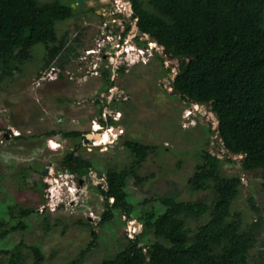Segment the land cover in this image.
I'll list each match as a JSON object with an SVG mask.
<instances>
[{
    "label": "rangeland",
    "instance_id": "obj_1",
    "mask_svg": "<svg viewBox=\"0 0 264 264\" xmlns=\"http://www.w3.org/2000/svg\"><path fill=\"white\" fill-rule=\"evenodd\" d=\"M60 1L69 3L75 13L70 19L59 21L56 25L59 36L65 35L67 39L61 54L50 63V67L43 68L45 48L42 44H36L31 52L33 58L23 65L21 72L0 77L2 201L5 203L14 198L23 201L24 194L28 198H37L41 191L43 197L37 210L24 219L27 224L25 229H16L0 239V264H8L12 253L18 251L23 258L19 264H33L28 247L35 244L43 250L46 258L43 264H68L83 248H87V252L80 264H101L105 257L113 256L120 248L122 231L140 230L141 222L135 214L130 215V219L116 214L107 224L99 222L104 204L97 186L106 187V166L116 165L122 169L131 158L122 146L125 138L156 146L139 169L145 180L141 184H136L132 176L126 180L128 199L135 205L136 212L147 209L161 211L163 206L156 200L161 194L175 193L182 199L190 196L209 199L207 191L192 193L186 179L200 161L199 154L203 147L207 150L222 147L215 131L217 119L209 105L194 107L171 91L172 76L175 74L172 68L175 71L178 69L176 58L169 59L167 71L163 62L165 58L156 56L148 65L135 64L129 71L110 72L106 78H103L101 71L99 75L88 72L87 64L92 59L90 55L100 37L102 14L104 9L108 11L112 8V0H83L75 6L73 3L76 0ZM114 2L118 8L125 5L124 0ZM130 30L131 27L125 34L134 32ZM52 67L54 71L50 73ZM100 68L107 69L105 64ZM112 74H116L112 78L113 85L119 88L114 93L109 89L112 85L106 86ZM41 76L45 78L41 79ZM106 107L111 110L110 115L106 113L107 119L114 120L116 117H113L112 111L119 112V118L109 123L116 126L118 137L108 142L110 133L105 131L99 135L108 134V143L94 145L96 134L92 133L95 131L91 126L94 121L98 126L97 123L104 119L102 113ZM187 108L193 111L190 116L193 114L195 119L192 121L183 117L189 112ZM195 108L199 112L195 113ZM11 130L19 132L21 137L9 135L4 139L5 133ZM50 130L59 133L77 130L87 135L81 134L73 140L62 138L60 134L46 135L45 132ZM78 142L81 143L78 151L84 158L93 161L95 169L81 174L69 172L70 194L63 184L67 170L62 168L61 158L65 149H72ZM234 158L239 157L235 155ZM236 166L227 162L223 169L231 173ZM241 174H244V190L235 207L244 211V226L252 231L248 256L252 263H256L264 254L262 176L260 171ZM22 176L25 184L36 185L33 188L22 185L24 194L21 195L18 192L21 191L19 179ZM60 197L64 201L56 205ZM248 197H252L259 206V213L253 211ZM45 216L50 225L48 227L43 219ZM55 220L60 223L52 226ZM205 220L202 218L192 222L202 223ZM18 221L10 219L7 225L11 228ZM255 221L258 222L256 226L253 224Z\"/></svg>",
    "mask_w": 264,
    "mask_h": 264
},
{
    "label": "trees",
    "instance_id": "obj_2",
    "mask_svg": "<svg viewBox=\"0 0 264 264\" xmlns=\"http://www.w3.org/2000/svg\"><path fill=\"white\" fill-rule=\"evenodd\" d=\"M130 1L138 30L169 48L174 58H186L171 81L175 94L189 103L208 104L217 119L215 131L223 146L242 156L218 158L203 147L186 183L192 193L207 191L209 199L161 194L156 198L163 206L161 211L136 212L128 199L126 180L131 176L136 184L145 180L139 169L156 146L125 138L122 146L131 158L122 169L106 166V187L97 186L104 204L99 222L107 224L116 214L127 219L135 214L142 228L133 237L122 231L120 248L101 264H264V254L256 263L249 260L252 231L244 226V211L235 207L244 190L241 172L260 171L264 194V0ZM74 14L73 7L60 0H0V77L21 72L33 58L36 44L45 48L43 68L50 67L67 44L56 25ZM100 71L103 78L111 72L108 68ZM118 71H124L123 67ZM106 83L113 86L111 76ZM114 121L109 119L108 123ZM45 134L74 140L83 133L50 130ZM80 147L78 142L72 149H65L62 168L79 174L95 169L93 161L78 151ZM227 162L237 165L235 171L225 172ZM19 183L18 194L22 195L23 176ZM1 192L0 188V239L16 229H25L24 219L43 202L42 191L37 198L23 193L25 200L14 198L5 203ZM248 200L253 211L259 213L252 197ZM202 218H206L202 223L192 222ZM10 219L19 221L10 228ZM44 222L50 226L46 219ZM59 223L55 220L52 226ZM28 248L33 264H43L46 258L42 248L36 244ZM86 252L83 248L68 264H80ZM22 260L18 251L12 253L8 264Z\"/></svg>",
    "mask_w": 264,
    "mask_h": 264
},
{
    "label": "built area",
    "instance_id": "obj_3",
    "mask_svg": "<svg viewBox=\"0 0 264 264\" xmlns=\"http://www.w3.org/2000/svg\"><path fill=\"white\" fill-rule=\"evenodd\" d=\"M102 15L103 28L100 31L97 47L94 50L96 55L94 56L91 69L88 71L91 75H99L100 67L104 64L111 72H116L121 67H123V70L129 71L135 64H148L156 56L165 58L163 61L165 63L164 66L168 67L169 59L164 52V47L151 39L148 33H141L137 29L136 18L132 17L128 2L123 5V8H118L114 4L113 8L103 11ZM130 27L134 32L130 30L131 32L124 34ZM113 35L115 38L111 44L107 43L108 40L112 39ZM122 37H124L123 43L119 41ZM172 70V72L176 73L173 68ZM52 71H54V67H52L50 73ZM43 78L45 77L41 76V79ZM13 133L17 134L18 132ZM222 147L215 146L213 147L214 149H209V151L219 158L233 157V159H238L234 158L235 155L228 152L223 145ZM236 156L241 157L242 154ZM128 234L132 237L135 231L128 230Z\"/></svg>",
    "mask_w": 264,
    "mask_h": 264
},
{
    "label": "clouds",
    "instance_id": "obj_4",
    "mask_svg": "<svg viewBox=\"0 0 264 264\" xmlns=\"http://www.w3.org/2000/svg\"><path fill=\"white\" fill-rule=\"evenodd\" d=\"M125 1V3L126 2H128L129 3V9H130V11H131V13H132V17H133V9H132V4H131V1H129V0H124ZM82 2H83V0H82ZM75 3V2H74ZM112 4H113V6H114V4H115V2H114V0H112ZM113 6H112V8H113ZM104 11H105V9H104ZM99 15H101V14H99ZM102 16V15H101ZM103 17V16H102ZM134 18V17H133ZM103 20V19H102ZM100 27H101V29L103 28L102 27V23L100 24ZM137 27V26H136ZM138 29V28H137ZM141 33H143V32H141ZM115 38V36L113 35V37H112V39H110V40H108L107 41V43H109V44H111V42L113 41V39ZM123 38L124 37H122V38H120L119 39V41L121 42V43H123ZM152 39V38H151ZM154 40V39H153ZM155 41V40H154ZM158 45H160V44H158ZM161 46H163V45H161ZM164 47V46H163ZM165 48V47H164ZM165 52V51H164ZM95 54V52L93 51V53L90 55L91 56V60H90V62L87 64L88 65V67H89V70L91 69V65H92V62H93V60H94V55ZM89 56V57H90ZM167 56V55H166ZM168 57V56H167ZM168 59H170L169 57H168ZM177 59V58H176ZM150 63V62H149ZM148 63V64H149ZM172 63V62H171ZM148 64H142V65H148ZM165 68H168V67H165ZM87 70V69H86ZM177 71H178V69H177ZM177 71H176V73H177ZM175 73V74H176ZM175 74L172 76V74L171 73H168V75L171 77L172 76V79L174 78V76H175ZM114 86V85H113ZM112 86V87H113ZM170 87H171V85H170ZM110 89V91L111 90H113L111 87L109 88ZM171 90H172V87H171ZM115 91H113V93H114ZM191 104H193L194 105V107H195V105H199V103H196V102H191ZM108 105V104H107ZM187 109H189V108H187ZM192 109H189V112L188 113H186V114H184L183 115V117H185L186 119L185 120H188V119H191L190 121H192V120H194L195 119V117H194V115L192 114V116H190L191 115V113L193 112V111H191ZM195 110V113L196 112H199V110H198V108H195L194 109ZM108 111H110V113H108ZM108 113V115H110L111 114V110H110V108L109 107H106L105 108V111L102 113V117H104V119L105 120H103L104 121V123L100 120V122L99 123H97V125L98 126H96V122L94 121V123L92 124V126H91V128H92V130L93 131H95V132H92L93 134L95 133L96 135L97 134H103L105 131H109V133H110V138H109V141L108 142H112V141H114V139H116L117 137H118V132L117 133H115V127L116 126H112V125H110L109 123H106V121H108L109 119H107L106 117L108 116H106V114L104 115V113ZM114 114H112V115H114L113 117H116L114 120H116L117 118H119V112H117V110L114 112V111H112ZM110 119H113V118H110ZM217 125V124H216ZM115 133V134H114ZM84 134V133H83ZM94 134V135H95ZM11 136V137H15V136H17V135H20V133L18 132L17 134H14L13 133V130H11L10 132H6L5 133V135H4V139H7V136ZM85 136L87 135V134H84ZM96 136H94V138H95ZM219 137V136H218ZM220 138V137H219ZM112 139V140H111ZM221 139V138H220ZM96 141V140H95ZM95 141H94V145H100V144H95ZM107 142V143H108ZM222 142V141H221ZM105 144V143H104ZM106 145V144H105ZM223 145V144H222ZM225 148V147H224ZM226 149V148H225ZM208 151H209V149H208ZM210 152V151H209ZM211 153V152H210ZM232 154V153H231ZM213 155V154H212ZM234 155H237V154H234ZM239 155V154H238ZM214 156H216V155H214ZM217 157V156H216ZM219 158V157H218ZM101 171V170H100ZM71 173V172H70ZM65 178L63 179V184L66 186V188H67V190L69 191V193L71 194L72 193V189H71V184H69V182H68V180H69V176H68V174H69V171H65ZM99 175H101V174H99ZM66 190V189H65ZM63 198L62 197H60L59 199H58V202H57V204L56 205H59L60 203H63ZM130 219V218H129ZM141 225V228H142V224H140ZM136 226V225H135ZM141 228H140V230H141ZM140 230H134L135 231V234L136 233H138V232H140ZM127 235H128V233H127ZM129 236V235H128ZM133 237V236H132Z\"/></svg>",
    "mask_w": 264,
    "mask_h": 264
},
{
    "label": "water",
    "instance_id": "obj_5",
    "mask_svg": "<svg viewBox=\"0 0 264 264\" xmlns=\"http://www.w3.org/2000/svg\"><path fill=\"white\" fill-rule=\"evenodd\" d=\"M77 3L81 4L82 3V0H76L75 3H73V6H75ZM164 51L166 53V55L170 58V59H173L174 56L171 54L170 52V49L169 48H164ZM186 58H178L177 61H178V71L181 70L183 68V64L185 62ZM172 92H175L176 90L175 89H172L171 90ZM98 174H101V171L99 170L98 171Z\"/></svg>",
    "mask_w": 264,
    "mask_h": 264
},
{
    "label": "bare ground",
    "instance_id": "obj_6",
    "mask_svg": "<svg viewBox=\"0 0 264 264\" xmlns=\"http://www.w3.org/2000/svg\"><path fill=\"white\" fill-rule=\"evenodd\" d=\"M108 141V134L105 135H96V141L95 144H102V143H106Z\"/></svg>",
    "mask_w": 264,
    "mask_h": 264
},
{
    "label": "crops",
    "instance_id": "obj_7",
    "mask_svg": "<svg viewBox=\"0 0 264 264\" xmlns=\"http://www.w3.org/2000/svg\"><path fill=\"white\" fill-rule=\"evenodd\" d=\"M115 75H116V74H112V77H111V79H112V78H114V77H115ZM113 87L115 88L116 86H113ZM113 87H111V88H113ZM107 104H109V102H107ZM117 111H118V110H117ZM119 111H120V109H119ZM103 120H105V119H103ZM106 123H108V121H106Z\"/></svg>",
    "mask_w": 264,
    "mask_h": 264
},
{
    "label": "flooded vegetation",
    "instance_id": "obj_8",
    "mask_svg": "<svg viewBox=\"0 0 264 264\" xmlns=\"http://www.w3.org/2000/svg\"><path fill=\"white\" fill-rule=\"evenodd\" d=\"M130 1V0H129ZM119 90V88H117V87H115V88H113V90H111V92H113V91H118ZM121 95V94H120Z\"/></svg>",
    "mask_w": 264,
    "mask_h": 264
}]
</instances>
